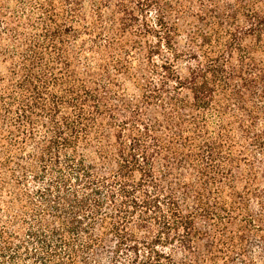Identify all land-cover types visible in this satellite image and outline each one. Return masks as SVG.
I'll list each match as a JSON object with an SVG mask.
<instances>
[{
	"label": "trees",
	"instance_id": "1",
	"mask_svg": "<svg viewBox=\"0 0 264 264\" xmlns=\"http://www.w3.org/2000/svg\"><path fill=\"white\" fill-rule=\"evenodd\" d=\"M0 264H264V0H0Z\"/></svg>",
	"mask_w": 264,
	"mask_h": 264
}]
</instances>
